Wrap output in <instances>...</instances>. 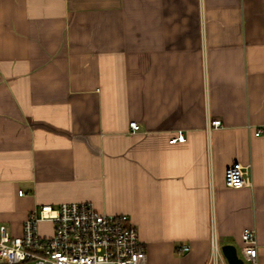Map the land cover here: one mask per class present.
<instances>
[{
	"label": "crops",
	"instance_id": "obj_1",
	"mask_svg": "<svg viewBox=\"0 0 264 264\" xmlns=\"http://www.w3.org/2000/svg\"><path fill=\"white\" fill-rule=\"evenodd\" d=\"M259 129L264 0H0V225L15 236L34 208L89 202L130 217L147 264H210L214 237L240 257L244 230L264 264ZM236 162L250 187H227Z\"/></svg>",
	"mask_w": 264,
	"mask_h": 264
},
{
	"label": "built area",
	"instance_id": "obj_2",
	"mask_svg": "<svg viewBox=\"0 0 264 264\" xmlns=\"http://www.w3.org/2000/svg\"><path fill=\"white\" fill-rule=\"evenodd\" d=\"M221 122V119L214 120L212 126L219 128ZM130 128L138 131L140 125L133 121ZM263 133V129H259L255 135ZM185 139L180 132L170 142ZM225 182L233 189L250 187V166L236 162L227 167ZM23 194L19 191V195ZM44 222L53 225V233L48 236L40 233V224ZM23 226V233L15 236L6 225H0V261L3 264H147V250L130 217L101 213L89 202L34 208ZM242 241L240 257L245 264H261L255 231L244 230ZM211 248L210 264H229L215 237ZM188 250V246L183 245L179 252Z\"/></svg>",
	"mask_w": 264,
	"mask_h": 264
},
{
	"label": "water",
	"instance_id": "obj_3",
	"mask_svg": "<svg viewBox=\"0 0 264 264\" xmlns=\"http://www.w3.org/2000/svg\"><path fill=\"white\" fill-rule=\"evenodd\" d=\"M224 258L229 264H245L241 257L238 255L237 248L231 244H225L221 248Z\"/></svg>",
	"mask_w": 264,
	"mask_h": 264
},
{
	"label": "rangeland",
	"instance_id": "obj_4",
	"mask_svg": "<svg viewBox=\"0 0 264 264\" xmlns=\"http://www.w3.org/2000/svg\"><path fill=\"white\" fill-rule=\"evenodd\" d=\"M45 223V222H44ZM42 224V223H41Z\"/></svg>",
	"mask_w": 264,
	"mask_h": 264
}]
</instances>
